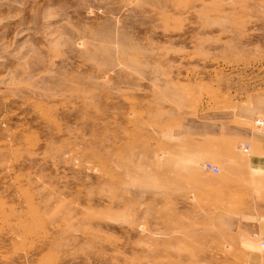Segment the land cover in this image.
Here are the masks:
<instances>
[{
  "label": "rangeland",
  "instance_id": "374dc122",
  "mask_svg": "<svg viewBox=\"0 0 264 264\" xmlns=\"http://www.w3.org/2000/svg\"><path fill=\"white\" fill-rule=\"evenodd\" d=\"M263 241L264 0H0V264Z\"/></svg>",
  "mask_w": 264,
  "mask_h": 264
},
{
  "label": "built area",
  "instance_id": "2783aa9c",
  "mask_svg": "<svg viewBox=\"0 0 264 264\" xmlns=\"http://www.w3.org/2000/svg\"><path fill=\"white\" fill-rule=\"evenodd\" d=\"M206 167H207L208 169H210L211 171L215 172V173L218 172V168H217V167L210 166L209 164H207ZM261 247L264 249V241L261 243Z\"/></svg>",
  "mask_w": 264,
  "mask_h": 264
},
{
  "label": "crops",
  "instance_id": "0c3cea01",
  "mask_svg": "<svg viewBox=\"0 0 264 264\" xmlns=\"http://www.w3.org/2000/svg\"><path fill=\"white\" fill-rule=\"evenodd\" d=\"M255 147V146H254ZM256 148V147H255Z\"/></svg>",
  "mask_w": 264,
  "mask_h": 264
}]
</instances>
